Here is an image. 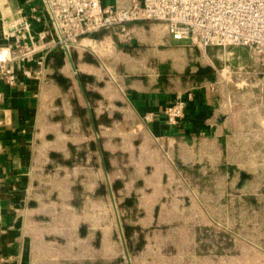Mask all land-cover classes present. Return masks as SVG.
<instances>
[{
	"label": "crops",
	"instance_id": "obj_1",
	"mask_svg": "<svg viewBox=\"0 0 264 264\" xmlns=\"http://www.w3.org/2000/svg\"><path fill=\"white\" fill-rule=\"evenodd\" d=\"M38 5L39 0H0V32L2 20L15 10L29 14ZM135 26L128 24V31ZM95 38L108 49H101L103 55L98 47L76 50L70 54L75 70L68 56L55 50L41 79H26L14 66L18 84L8 87L0 80V173L5 178L0 264H76L69 254L79 252L67 246L72 224L73 238L88 242L96 260L105 261L113 234L86 227L93 206L105 203L115 213L119 200L133 223L126 225L144 233L140 224L155 222L162 196L145 203L142 194L162 189L174 162L181 161L176 151L197 141L222 144L231 136L217 76L197 74L206 69L197 57L187 52L179 66L171 60L175 54L162 46L120 44L106 30ZM206 50L199 56L207 57ZM25 66L36 68L33 62ZM178 98L185 103L184 114L170 126L164 109ZM130 198L132 206L122 205ZM63 240L64 248L52 246ZM143 240L145 245V235ZM140 251L125 244L123 253Z\"/></svg>",
	"mask_w": 264,
	"mask_h": 264
},
{
	"label": "rangeland",
	"instance_id": "obj_2",
	"mask_svg": "<svg viewBox=\"0 0 264 264\" xmlns=\"http://www.w3.org/2000/svg\"><path fill=\"white\" fill-rule=\"evenodd\" d=\"M134 25L129 39L120 38L116 30L106 31L120 44L133 41L146 49L162 46L166 53L175 54L171 60L179 66L189 52L216 74L231 116V136L222 144L197 141L183 146L176 151L181 161L174 162L162 189L142 194L145 203L146 198L162 199L155 222L140 224L145 245L139 253H123L121 229L133 223L114 199L115 213L101 203L86 218L87 228L112 231L110 251L102 255L105 261L96 260L98 254L88 242L73 238V224L68 227L67 246L79 253L69 257H76V264H264V67L248 48L212 47L204 58L199 56L202 50L175 39L158 22ZM94 36L88 39L95 40ZM95 43L100 53L108 49ZM223 68L229 71L224 79L220 77ZM240 171L244 175L239 178ZM52 246L64 248L66 242Z\"/></svg>",
	"mask_w": 264,
	"mask_h": 264
},
{
	"label": "built area",
	"instance_id": "obj_3",
	"mask_svg": "<svg viewBox=\"0 0 264 264\" xmlns=\"http://www.w3.org/2000/svg\"><path fill=\"white\" fill-rule=\"evenodd\" d=\"M136 22H158L175 39L203 51L248 48L264 67V0H113L108 6L101 0H39L29 14L19 8L2 20L0 80L15 87L14 66L26 79H41L46 60L55 50L68 56L82 40L104 30H116L129 39L126 26ZM32 62L36 68L25 66ZM228 73L223 68L220 77ZM184 108L180 98L167 106L166 123L176 126ZM4 179L0 173V200Z\"/></svg>",
	"mask_w": 264,
	"mask_h": 264
},
{
	"label": "trees",
	"instance_id": "obj_4",
	"mask_svg": "<svg viewBox=\"0 0 264 264\" xmlns=\"http://www.w3.org/2000/svg\"><path fill=\"white\" fill-rule=\"evenodd\" d=\"M99 33V32H98ZM94 37H97V34H94ZM203 71V73L201 72ZM205 71V73H204ZM211 71L209 69H203V70H198L197 74H210ZM115 185H114V189H115ZM122 205L130 207L133 205V198L130 199H126ZM134 233H137V238L134 241L133 240V236ZM123 237H124V241L126 244V247L132 251V252H138L142 249V247L144 246V240H143V233L137 228V227H131L129 225H124L123 226Z\"/></svg>",
	"mask_w": 264,
	"mask_h": 264
},
{
	"label": "bare ground",
	"instance_id": "obj_5",
	"mask_svg": "<svg viewBox=\"0 0 264 264\" xmlns=\"http://www.w3.org/2000/svg\"><path fill=\"white\" fill-rule=\"evenodd\" d=\"M77 48L79 49L89 48V50L94 51L97 49V46L94 41L90 39H84L77 45Z\"/></svg>",
	"mask_w": 264,
	"mask_h": 264
},
{
	"label": "water",
	"instance_id": "obj_6",
	"mask_svg": "<svg viewBox=\"0 0 264 264\" xmlns=\"http://www.w3.org/2000/svg\"><path fill=\"white\" fill-rule=\"evenodd\" d=\"M68 59H69L71 65H72V68L74 69V66H73L72 60H71V58H70V55H68ZM74 70H75V69H74Z\"/></svg>",
	"mask_w": 264,
	"mask_h": 264
}]
</instances>
